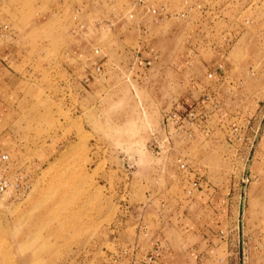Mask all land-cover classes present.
<instances>
[{
    "label": "rangeland",
    "instance_id": "1",
    "mask_svg": "<svg viewBox=\"0 0 264 264\" xmlns=\"http://www.w3.org/2000/svg\"><path fill=\"white\" fill-rule=\"evenodd\" d=\"M154 1L172 12L189 2ZM134 2L11 0L0 9V155L11 159L6 175L27 186L0 196V264H109V254L153 236L174 253L167 264H235L238 232L261 243L252 253L264 264V125L254 148L245 144V125L264 108V0H205L211 12L159 24L139 13L131 22ZM209 17L225 44L189 39ZM137 51L152 63L132 71ZM183 102L203 118L169 125ZM244 163L253 176L245 208L232 203ZM196 178L223 191L221 222H211Z\"/></svg>",
    "mask_w": 264,
    "mask_h": 264
},
{
    "label": "built area",
    "instance_id": "2",
    "mask_svg": "<svg viewBox=\"0 0 264 264\" xmlns=\"http://www.w3.org/2000/svg\"><path fill=\"white\" fill-rule=\"evenodd\" d=\"M160 6H157V3L154 0H135V2L132 4V9L129 12V20L131 22H135L137 19V14L139 13L141 15V19L149 16L152 18V22L154 24H159V22H163L166 19H172V18H182V19H188L189 16L193 14H207L208 12H211L212 5L205 2V0H189L188 3H186V7L181 12H172L169 10L170 5L168 3L162 2L159 4ZM144 31L148 32L149 29L144 26ZM100 50L97 49L95 51V54H99ZM138 59H141L142 54L140 51H138ZM157 58L155 57L154 60ZM153 60V61H154ZM152 61L148 60L147 64L151 65ZM96 74H102L103 70L101 65L97 64L95 68ZM217 73V72H216ZM215 74V73H214ZM214 74H210L209 78H212ZM210 97L207 96V98L204 99L205 102L210 101ZM202 108H205V105L203 103ZM201 113V112H199ZM199 113L197 110L194 109H187L184 111V115H180L179 112L173 113L170 118L168 119V124L174 123L177 128H183L187 127V125L192 124L194 122L199 121L203 117L200 118ZM264 125V108L260 111L258 116H255L253 121H248V125H245V130H248L249 127H251L252 135L246 138V145L250 146L251 150L254 148L255 143H257V139L259 137V134L261 133ZM236 136H241L239 139L242 141L245 140L244 136L245 134L243 132L245 131H239V128L234 129ZM240 151V150H238ZM247 153H244L241 151V156L243 157V160L245 162L249 161L250 157V151H246ZM255 154V150L253 152V155ZM11 162L10 156L6 153H3L0 155V196H14L21 194L26 191L27 186L25 187V184L21 181L22 179L14 176L8 177L6 175L7 170L9 169V164ZM183 169L186 168V165L183 164L181 166ZM240 177L238 178L237 183L234 185L235 189L239 192V198H235L233 200V205H238L245 208L247 203V195H248V189L251 184V181L253 179L252 172L249 170V168L246 166V163H244V167L241 169V172L239 173ZM200 180L197 179L193 181V187L200 189ZM239 222V221H237ZM219 236L222 240L227 241L228 243V236H226L224 231L219 232ZM251 238L249 236H245L243 233L242 235L240 232H238V240L235 244V247H237V250L234 252H230V256L233 254L235 256V264H259L258 258H255L253 256L252 252L258 253L261 249V243L257 242L256 245L253 247L250 246ZM238 245V246H237ZM264 256V254H263ZM150 260H152V257H150Z\"/></svg>",
    "mask_w": 264,
    "mask_h": 264
},
{
    "label": "crops",
    "instance_id": "3",
    "mask_svg": "<svg viewBox=\"0 0 264 264\" xmlns=\"http://www.w3.org/2000/svg\"><path fill=\"white\" fill-rule=\"evenodd\" d=\"M8 1H11V0H0V9ZM207 19H210V21H207ZM194 27L195 28L188 29V31H187V33H188L187 35H189L190 40L192 39V42L197 37H202V39L204 40L205 39L204 36H208L209 42H207V43L210 44L209 46H213L212 44L216 45L217 41H218L217 44H225L224 42H222V40H220L219 33L214 29L215 27H214V24L212 22V18H210V17L204 18L200 24H197ZM211 38H212V40H211ZM189 42L186 41L185 45H187L189 48H191L192 44ZM190 51H193V50H190ZM137 53H138V51H137ZM141 54H142L141 60L138 59L137 57L135 58V60H133L132 67H131L132 71L135 69V65L137 63L144 65V62H145V64H147L148 60L150 59L149 56H145V55H143V53H141ZM198 55L199 54H195L194 56H192V58L197 57ZM197 58L196 59L199 62H205V60L208 61L207 59L202 60L200 56ZM189 60L191 61V58H189ZM220 76H222V75H220ZM216 77H218V76H216ZM215 83L216 82H213V84L216 86ZM212 89H213V87H212ZM204 90H205L204 93H207V92H208V94L211 93L210 90L206 91V88ZM216 95L217 94H213L214 104H215V107H220L221 102L219 100V97ZM183 104L185 105L184 110L194 109V110H197L198 113L200 112V109H198V107H200V106H196V105L191 106V105L187 104L186 102H183ZM197 105H199V104H197ZM197 179L200 180V184H201L200 194H205L207 196V200L204 202V205H205V207L210 208L213 211V215H212L213 218H211V222H216V223L221 222V220H222L221 217H223V216H221L222 215L221 210L226 206V204H224V201L227 202V199L225 198V196L222 193L223 191L220 188L219 189L213 188V186H210V184L208 182H206L205 180H203L201 178L193 179V181H195ZM214 212H215V215H214ZM211 222H210V224H211ZM205 229L208 230V232L204 231V233L207 235L206 241L209 242L214 237L216 238L215 232H212L210 225H208L207 228L205 227ZM152 238H154V239L151 240L150 244H141L139 241H136L134 244H131L126 249H120L114 253L109 254V256L107 257L109 259V264L116 263L115 257L117 256V254H120V253L127 256L128 257L127 259L130 260L131 264H167L166 262L170 261L172 259L171 256L174 255V253L169 252V250L167 249L169 247L166 246L164 243H163V246L161 245L163 248L165 247V250L162 252V249L159 248V237L153 236ZM163 242H165V241H163ZM213 246L214 245L210 244L209 249H212ZM209 249L207 248L203 252L207 253V250H209ZM191 255L193 256V261L197 262V260L201 259L202 252H199L194 247L191 249ZM205 256H207V255H205ZM150 257H152V260H150Z\"/></svg>",
    "mask_w": 264,
    "mask_h": 264
}]
</instances>
